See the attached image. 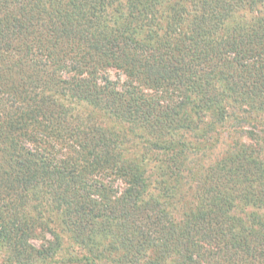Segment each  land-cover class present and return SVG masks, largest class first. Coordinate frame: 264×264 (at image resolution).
Listing matches in <instances>:
<instances>
[{
	"label": "trees",
	"instance_id": "1",
	"mask_svg": "<svg viewBox=\"0 0 264 264\" xmlns=\"http://www.w3.org/2000/svg\"><path fill=\"white\" fill-rule=\"evenodd\" d=\"M260 114L264 0H0L4 264H264Z\"/></svg>",
	"mask_w": 264,
	"mask_h": 264
},
{
	"label": "rangeland",
	"instance_id": "2",
	"mask_svg": "<svg viewBox=\"0 0 264 264\" xmlns=\"http://www.w3.org/2000/svg\"><path fill=\"white\" fill-rule=\"evenodd\" d=\"M109 77H110L111 80H115L116 78H118V76L116 75V73L114 71L109 72ZM255 119H257L256 125H255L256 126V132L255 133L258 134V135H260L261 130L264 129V114H260L259 116H256ZM241 142L242 143H247L246 138L245 137H242ZM263 154H264V152H263ZM213 159H214V157L211 156L210 157V160H213ZM262 159H263V162H264V156H262ZM116 186L118 188H121L122 187V185L120 183H118V182L116 183ZM34 245L35 246H38V243L37 242H34ZM73 251H75V250H73ZM2 259L3 258L0 256V264H4V262H3ZM53 261L50 264H62V262H61L62 259H60V258H55V259H53ZM63 264H71V263H68L66 261ZM72 264H75V263H72ZM106 264H109V262H107Z\"/></svg>",
	"mask_w": 264,
	"mask_h": 264
}]
</instances>
